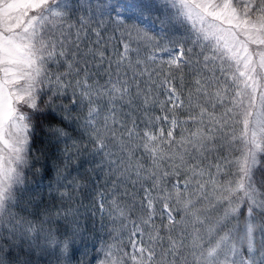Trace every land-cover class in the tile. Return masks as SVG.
I'll return each instance as SVG.
<instances>
[{
  "label": "snow or ice",
  "instance_id": "6c2138e0",
  "mask_svg": "<svg viewBox=\"0 0 264 264\" xmlns=\"http://www.w3.org/2000/svg\"><path fill=\"white\" fill-rule=\"evenodd\" d=\"M49 114L79 138L43 126L33 184ZM262 157L264 0H0V264H73L89 196L128 235L99 264H264Z\"/></svg>",
  "mask_w": 264,
  "mask_h": 264
},
{
  "label": "rangeland",
  "instance_id": "374dc122",
  "mask_svg": "<svg viewBox=\"0 0 264 264\" xmlns=\"http://www.w3.org/2000/svg\"><path fill=\"white\" fill-rule=\"evenodd\" d=\"M184 29H181L180 34H183ZM115 43V42H114ZM200 45H194L191 40L185 45V48H193V53L191 54V59L195 60L197 59L196 53L200 51ZM202 59V58H201ZM60 71H63V69H60ZM106 79V77H105ZM103 83V79L100 81ZM163 97H161L162 99ZM71 101V95L69 94L68 99H64L62 101L63 104L68 106V115L71 117H83L86 112L87 108L85 107L83 110H81V107L79 104L76 106H72L70 103ZM60 101H58L59 103ZM25 111H29L26 107L24 108ZM105 111H106V106H105ZM219 111V109H218ZM61 115H64L63 112H61ZM103 115V112H102ZM181 119L185 118V114H178ZM68 121H65L62 125H59L60 127H66L67 130L72 134L73 138H79V133L74 131L78 127V123L76 121H73L71 123V127H67ZM159 127V126H158ZM177 136H179V132L177 133ZM81 143H87V138L85 137L83 140H81ZM89 149H91L92 145H88ZM137 156L142 155V149L136 153ZM146 165L149 163L147 159L143 161ZM94 165H88L85 164L83 165V169H80L81 175L78 177V179L81 182H86L87 177L89 175H92L91 173H85V169L89 167H93ZM71 170V176H76V171ZM71 179V177H69ZM41 177L39 176L37 181L40 182ZM49 181H52L55 183L54 180V173L50 175H44L43 176V183L47 185ZM37 182V183H38ZM67 181H65L66 183ZM102 183V180H101ZM123 187H121V192L123 191ZM129 191H132L133 189L131 188L130 185L127 186ZM61 190H63L61 188ZM100 190V189H97ZM44 191L48 193L47 187L44 188ZM262 191V190H261ZM75 195V193H73ZM111 200V197L109 198V201ZM139 198H137V205L135 209V213L131 216V219H135L137 215H139ZM75 204L80 205V211L82 213H86L87 215V227L85 228L84 231V238L82 240L77 241L75 247L78 249L75 253V256L73 258V264H80L81 260L84 261V264H99V261L103 259V252H98L99 249H101L103 246H106L108 244H121V246H124L127 242L128 235L125 233L124 235L120 236L118 239H113L112 236L108 235V229H110L113 225L111 223V218L108 215L109 212H112V208L110 206L109 202H106V211L102 214L100 213L93 205V197L89 196L87 199H82L77 198L74 201ZM121 204H128L131 205L132 201L128 199H122L120 201ZM222 211V210H221ZM93 212H95V216L93 217ZM259 218V217H258ZM81 219H84V217H81ZM103 222L105 225V229L101 231L100 225ZM93 223L95 224V230L93 229ZM156 223H160V220H158ZM130 230V226H129ZM123 242V243H121ZM126 250H130V246L126 248ZM87 252V255L85 256L84 253Z\"/></svg>",
  "mask_w": 264,
  "mask_h": 264
},
{
  "label": "trees",
  "instance_id": "16d2710c",
  "mask_svg": "<svg viewBox=\"0 0 264 264\" xmlns=\"http://www.w3.org/2000/svg\"><path fill=\"white\" fill-rule=\"evenodd\" d=\"M44 99H47V96L44 97ZM41 107H43V103H41ZM50 112V110H49ZM34 122L37 124V127L35 129V135L32 137L33 143H32V153L31 155L34 156H41V161L39 163H33L30 169H26L25 170V179L27 181L30 182H34L35 179H38V175L35 174V170L37 168H40L42 163H43V154L39 151V149L43 148L45 145V132L43 130V126L51 123V124H56V125H62L63 123H61L60 118L56 117L53 118L51 114L47 115V116H40V115H36L33 117ZM237 135L239 134L240 129L237 127L235 129ZM239 153H235V155H238ZM264 158V157H262ZM83 169V167L81 168ZM53 174V172H49L47 175ZM256 178L257 181H264V169L258 170L256 173ZM261 190L264 191V187H261ZM45 193V202L48 201L49 197H48V193L46 191H44ZM26 199V197H25ZM56 203V202H54ZM23 206V202H21V206L20 207H16L15 209H13V211L20 213L21 215H26V213L21 212V207ZM55 207L52 208V211H55ZM245 212H246V208H245ZM213 215H216L215 213ZM259 219V218H258ZM159 219L157 218L156 222ZM41 264H47V260L41 261Z\"/></svg>",
  "mask_w": 264,
  "mask_h": 264
}]
</instances>
